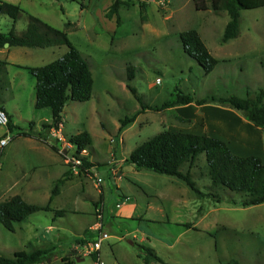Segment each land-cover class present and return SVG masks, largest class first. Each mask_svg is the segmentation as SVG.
Returning a JSON list of instances; mask_svg holds the SVG:
<instances>
[{"label":"rangeland","instance_id":"374dc122","mask_svg":"<svg viewBox=\"0 0 264 264\" xmlns=\"http://www.w3.org/2000/svg\"><path fill=\"white\" fill-rule=\"evenodd\" d=\"M126 1L129 6L120 8L116 28L105 26L102 16L112 0H21L26 14L16 24L17 30L26 28L31 15L66 33L89 63L95 83L89 102L67 104L63 125L52 136L54 130L46 122L47 118L53 122L52 111L35 108L36 79L18 66L44 67L62 58L69 48H12L8 60L1 59L13 63L0 65V104L6 105L14 125L12 131L10 125H0V141L9 139L0 148V203L17 195L18 187L11 185L22 172L12 170L21 163L25 175L30 171L35 176L34 191L23 199L48 206L50 211L31 215L14 233L0 225V255L46 249L54 255L42 264H63L65 257L73 264H95L88 251L99 238L95 231L102 224V210L97 206L95 212L94 201L103 185L106 212L102 225L106 226L102 230L110 237L101 249L105 264H145L138 246L151 248L162 260L153 264H264V204L244 208L242 195L213 189L205 155L183 167L207 195L204 199L176 177L138 171L127 163L136 147L158 134L179 133L193 125L174 115L172 108L155 110L174 99L176 88L192 91L197 99L232 95L246 99L264 90V7L243 10L240 36L223 44L230 20L226 12L198 11L193 0H168L165 5L161 0ZM13 25L9 16L0 14V33H9ZM189 30L200 34L218 60L212 73L205 74L185 53L179 34ZM129 68L135 70L133 80L128 79ZM127 86L137 91L141 102ZM127 118L136 121L121 130V121ZM30 123H34L32 133L49 139V146L38 147L18 136L19 129L28 131ZM83 132L89 134L91 147L79 152L70 139ZM90 155L99 165L82 171L75 160L86 158L91 163ZM61 158L76 178L61 186L50 202L66 171ZM40 174L44 175L41 179ZM110 174H119V181ZM123 192L129 197L127 204L137 205L133 219L113 218Z\"/></svg>","mask_w":264,"mask_h":264},{"label":"trees","instance_id":"16d2710c","mask_svg":"<svg viewBox=\"0 0 264 264\" xmlns=\"http://www.w3.org/2000/svg\"><path fill=\"white\" fill-rule=\"evenodd\" d=\"M198 11L212 10L215 13L226 12L229 15V22L225 28L222 43L226 44L240 36L241 12L264 7V0H193ZM122 6H129L126 0H114L106 14L107 19L116 17L117 25L120 24L119 10ZM0 14H6L12 19L14 25L12 30L3 34L0 33V48L9 44V48L23 47L29 49H46L67 46L69 48L62 58L40 68L21 67L28 70L36 79V100L37 110L50 109L52 111V125L59 130L63 125V113L69 102H89L93 96L94 78L90 65L82 54L72 45L68 35L55 29L42 20L29 15V23L22 34H17L15 24L25 15V11L19 7L0 1ZM186 54L195 59L202 67L205 74L212 73L217 65L215 59L200 34L195 30L185 31L179 34ZM6 63H1L0 65ZM135 78V70L128 69V79ZM130 92L137 98V91L127 86ZM207 103H219L230 106L241 111L245 117L256 126L264 128V90L255 97L250 94L246 99L235 95L229 97L210 96L205 99H197L190 93H185L176 88L174 99L166 102L162 108H155L160 111L189 104L198 106ZM0 109H2L0 107ZM146 109L142 106V110ZM4 110V109H3ZM10 118V116H9ZM11 119V118H10ZM136 118H127L121 121V130L134 123ZM9 130L12 131L10 120ZM34 123L29 124L28 131L19 129L18 136L39 140L32 130ZM70 143L79 152L89 150L91 147L90 136L87 132L79 133L70 139ZM52 150L58 153L56 146ZM205 155L208 167V174L213 189H225L231 193L243 196L241 207L248 208L264 204V164L257 157H238L234 155L228 145L218 139L198 136L187 133H174L164 131L154 138L136 147L130 154L127 163H130L136 170H150L160 175L176 177L200 198L207 195L201 192L193 180L191 173H184L183 167L187 164L192 166L201 156ZM3 157L0 149V162ZM82 171L87 167H94L85 158ZM72 171L69 170L59 179L52 192V197L60 193V187L71 180ZM211 195V194H209ZM220 202L219 198H216ZM40 211H50V208L32 205L26 202L21 196H14L11 199L0 203V225L10 232L16 231V226L27 221V219ZM60 215L62 212H58ZM145 254V264L162 263V260L151 248L138 246ZM54 254L50 250L38 249L35 251L17 252L13 257L0 255V264H42L51 259ZM63 264H73L68 258H63ZM238 264V263H234Z\"/></svg>","mask_w":264,"mask_h":264},{"label":"crops","instance_id":"0c3cea01","mask_svg":"<svg viewBox=\"0 0 264 264\" xmlns=\"http://www.w3.org/2000/svg\"><path fill=\"white\" fill-rule=\"evenodd\" d=\"M0 1L15 5V6H19V7L22 6L21 0H0ZM113 1L114 0H112L111 4L107 6V9L105 11L110 9L111 5L113 4ZM103 14L106 16L107 13L106 14L103 13ZM104 15H102L103 19H104V21H107V22H104L105 26H107V25L111 26V27L115 26L117 28V24L115 22L116 17H114L115 19H107L104 17ZM16 24H15V30H16L17 34H22L27 28V25H26L25 29H21V31H18ZM12 48H14V49L18 48V49H22L24 51L29 49V48H23V47H12ZM12 48H9V47L0 48V62L1 63H6V65H8V63H10L7 61L4 62L3 60H8V58H9L8 55L11 53ZM1 59H3V60H1ZM224 63H227V61H225ZM10 64H13V63H10ZM186 92L192 94V91H190V92L186 91ZM205 98H199V99H205ZM0 107L8 113V115L11 118L10 119L11 123H12V125H14L13 124V116L6 109V105L0 104ZM171 111L173 114L175 113L180 119L188 120V121H191L193 123V125L190 128L185 129V131L181 130L179 133H187V134H193V135H198V136H206V137H211V138L221 140L228 145V147L230 148L231 152L234 155H236L238 157H244V158L257 157V158L261 159L263 164H264V128L258 127L254 123L250 122L241 111H238V110H236L230 106L221 105L219 103H207V104H204L201 106H198L196 104L176 106V107L172 108ZM46 122H47V126L51 127L52 123H49L48 118H47ZM51 129H53V128L51 127ZM45 131L46 132H44V135H47V138H48V135H49L47 132L48 129H46ZM51 135L53 136L54 132H52ZM24 139L27 140V142H29V143H35L34 145H36V146L38 145V147H46L45 145L49 146V142H48L49 139H47V141H45L44 139L41 140L40 138H39V141H36L35 139H31V138H24ZM54 153L56 154L55 151H54ZM56 155H58V154H56ZM93 158L94 157H92L90 155L91 163L94 164L95 165L94 167L97 168V165H99V163L94 161ZM61 160L63 161V164L66 166L63 158H61ZM19 164L20 165L17 164L15 170H12V171L14 174H19V172L21 170L22 174L16 175L18 180L15 179V181H13V184L11 185V187H13V188L18 187L19 191H17V193H16L17 195H15V196H21L22 197L25 194H29L30 192L34 191L35 186H34V183H32V181L34 180L35 176L33 175V173L30 174V171H29L28 175H25V173L23 171L24 170L23 164H21V163H19ZM37 169L38 168H33L32 170L35 171ZM67 171H69V170H68V167L66 166V171L63 173L62 177L65 175V173ZM43 176H44L43 174H40L37 177L41 179V178H43ZM110 176L113 178H118V181H119V174H118V176H112L110 174ZM74 178H76V176H73V174H72L71 180H73ZM102 187H103V190L101 192H98L99 198L97 199V201H94V203L96 204L94 206H95V212L97 211L96 210L97 206H99L98 208L100 210H102V212H101L102 218H100V222H102V224H105L104 223V219H105L104 214L106 212L105 211L106 205L104 203L105 189H104L103 185H102ZM118 191H119V186H118ZM124 195H125V193H124ZM50 200H51V198H50ZM121 200H122L121 205H119V200H117V206H116L117 208L115 209L114 213H113V210L110 209V212L113 213V218H117V219H119V218H124V219L135 218L136 213H134V212H135V209L137 208L136 203L127 204V200H129V197L126 195H125V197H122ZM119 206H120V209H119ZM129 210H130V212H128ZM97 221L98 220L96 217V223H97ZM104 226H106V225H102V227H104ZM95 233L100 234V231H95ZM17 252H24V251H21V250L15 251L13 253V255ZM13 255H12V257H13ZM101 256H102V253H101ZM76 259H78V257H76ZM69 261H71V260L69 259ZM115 264H119V261H116Z\"/></svg>","mask_w":264,"mask_h":264},{"label":"built area","instance_id":"2783aa9c","mask_svg":"<svg viewBox=\"0 0 264 264\" xmlns=\"http://www.w3.org/2000/svg\"><path fill=\"white\" fill-rule=\"evenodd\" d=\"M168 0H161V4L162 5H165V3H167ZM162 83V80L161 79H158L157 80V84L160 85ZM10 124V118H9V115L8 113L3 110V109H0V125L1 126H4V127H7L9 126ZM61 128V126H60ZM53 132H54V135L53 136H56V132L59 131V130H55L53 128ZM9 143V139H2L0 141V148L1 147H5L7 146V144ZM84 152V151H82ZM85 158H82V159H78V160H75L76 164L81 166L83 168L84 166V160ZM72 171V170H71ZM73 172V171H72ZM97 229L98 231H100V234H99V238L97 240H95L92 244H91V248L89 249L88 251V255L89 257H94L95 259V264H105L103 259H102V256H101V249H102V244L105 240L109 239V235L107 233H104L102 231V224L99 223L97 225Z\"/></svg>","mask_w":264,"mask_h":264},{"label":"water","instance_id":"95a60500","mask_svg":"<svg viewBox=\"0 0 264 264\" xmlns=\"http://www.w3.org/2000/svg\"><path fill=\"white\" fill-rule=\"evenodd\" d=\"M5 47H9V44H6Z\"/></svg>","mask_w":264,"mask_h":264}]
</instances>
